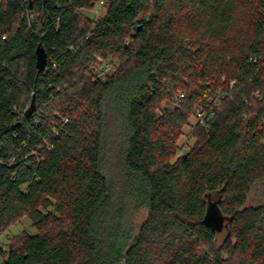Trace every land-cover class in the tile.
<instances>
[{"label":"trees","instance_id":"obj_1","mask_svg":"<svg viewBox=\"0 0 264 264\" xmlns=\"http://www.w3.org/2000/svg\"><path fill=\"white\" fill-rule=\"evenodd\" d=\"M96 3L0 0V264H264V0Z\"/></svg>","mask_w":264,"mask_h":264},{"label":"rangeland","instance_id":"obj_2","mask_svg":"<svg viewBox=\"0 0 264 264\" xmlns=\"http://www.w3.org/2000/svg\"><path fill=\"white\" fill-rule=\"evenodd\" d=\"M100 12H102V11H100ZM86 14H88L92 18L95 17V13L92 10L87 11ZM107 63H108V65L110 63V66H106ZM101 67L103 70L102 71L103 75H104V73L112 72L114 70V64L110 60L104 61V63L102 64ZM191 121H192V123H195L194 118H192ZM190 130H191L190 126L185 127V132H189ZM183 140L184 139H181L180 144L183 142ZM261 197H262L261 192L258 189L254 188L249 195V199H248L247 203L248 204H256L262 199ZM146 216H147V214H146L145 210L137 212L133 217L135 224L140 225L143 222V220L146 218ZM217 217H219V216L217 215ZM217 221H218V219H216L214 221L215 224L217 223ZM224 223H225V221L223 222L222 220L218 223L219 226L221 227V229L219 230V234H218V240L219 241H221L223 239V237L225 236V234L227 233V228H226ZM24 229H27L31 232H35V228H34V226H32V221L27 217H24L21 221H19L17 224L12 226L5 234H3L0 237V246H2L3 248H7L9 241L14 236V234H16V233H18Z\"/></svg>","mask_w":264,"mask_h":264},{"label":"water","instance_id":"obj_3","mask_svg":"<svg viewBox=\"0 0 264 264\" xmlns=\"http://www.w3.org/2000/svg\"><path fill=\"white\" fill-rule=\"evenodd\" d=\"M36 55H37V67L39 69H44L47 64V52L42 44H39L36 48Z\"/></svg>","mask_w":264,"mask_h":264},{"label":"built area","instance_id":"obj_4","mask_svg":"<svg viewBox=\"0 0 264 264\" xmlns=\"http://www.w3.org/2000/svg\"><path fill=\"white\" fill-rule=\"evenodd\" d=\"M105 0H97L96 5L91 9L94 13H95V17L98 16L100 14V11L104 5ZM85 10H83L84 12ZM89 11V10H88ZM106 66H110V63L108 65V63L106 64ZM107 68V67H106ZM184 94L181 93V96H183Z\"/></svg>","mask_w":264,"mask_h":264}]
</instances>
